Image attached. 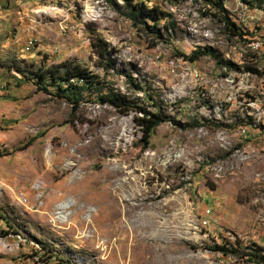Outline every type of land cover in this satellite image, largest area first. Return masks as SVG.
<instances>
[{
	"label": "rangeland",
	"instance_id": "374dc122",
	"mask_svg": "<svg viewBox=\"0 0 264 264\" xmlns=\"http://www.w3.org/2000/svg\"><path fill=\"white\" fill-rule=\"evenodd\" d=\"M143 1L159 37L122 0H0V264H264V139L240 129L264 133L263 58L238 36L264 0H221L234 35L211 2ZM64 63L96 79L75 99L37 77ZM138 106L165 115L145 147Z\"/></svg>",
	"mask_w": 264,
	"mask_h": 264
},
{
	"label": "trees",
	"instance_id": "16d2710c",
	"mask_svg": "<svg viewBox=\"0 0 264 264\" xmlns=\"http://www.w3.org/2000/svg\"><path fill=\"white\" fill-rule=\"evenodd\" d=\"M202 2H211L213 5L217 6L218 9L221 10V13L218 14V20L223 21L225 26L227 27V30L230 34L234 35L236 32V29L233 26V23L230 22L229 17L225 13V10L223 6L221 5V0H201ZM243 2H246V0H242ZM123 5L125 6L127 12H125V15L128 16L131 21L135 25H143L144 28L148 30L149 33L153 34L155 37H159L160 31L158 27L156 26L157 20L165 16L164 10L159 8L157 5L148 6L143 0L135 1V0H122ZM151 19L153 22L152 24L148 25L145 22V18ZM93 46L97 49L98 54L101 56H107L109 54V50L103 46V43L98 40V43L93 44ZM209 55L210 57H213L217 62L228 64L227 61H224L223 59L218 58L217 54H215L211 49H209L208 46H204V48L197 47L196 50L192 51L189 55H187V59L190 61H193L195 59H198L202 55ZM109 59V57H108ZM63 68L62 71L59 72L58 69H53L50 67H45L40 69L37 72V77L39 79H46L48 81L55 82V86L59 88L62 91L68 92L69 95L75 99L76 92L73 90V83L70 82V79H76L79 81H82V84L80 87H90L93 83L96 82L95 76L91 73H89L85 68L81 67L78 64H70V63H64L62 64ZM128 82L134 87V88H140V86L134 82V79L131 76H128ZM43 87V86H42ZM102 101H108L112 105H114L116 108L120 109V111H125L129 108V104H127L124 101H116L118 100V97L112 94V97L109 95L102 96ZM138 115H136L135 121L139 125V128L141 130L142 138L140 141L142 142V145L145 147L148 144V138L153 130V128L158 125L161 121L164 120L165 115L164 113L157 109L155 111H151L146 109L145 107L138 106L137 107ZM211 249H215L219 251L220 253L226 254L228 252H235L234 248H229L228 246L224 244L214 243L211 246H209ZM252 255H255L252 253ZM261 259L264 260V256H259Z\"/></svg>",
	"mask_w": 264,
	"mask_h": 264
},
{
	"label": "built area",
	"instance_id": "2783aa9c",
	"mask_svg": "<svg viewBox=\"0 0 264 264\" xmlns=\"http://www.w3.org/2000/svg\"><path fill=\"white\" fill-rule=\"evenodd\" d=\"M238 36H247L250 40L254 41V44L256 46H260V54L261 57L263 58V67H262V71H264V37L261 34H251V35H242V33H238ZM221 55V56H220ZM181 59L184 58V56L179 55ZM222 54H219V58L221 59ZM234 57V47H233V53H232V58ZM254 70V69H252ZM212 87V86H211ZM248 90H253L250 86H248ZM248 90H245V96L247 97V104H248ZM263 93L258 91V109H260V111H262V118H264L263 116V107H260V99ZM262 126V125H259ZM259 126H249L247 124H245V126H240L241 131H246V139L248 137H260V135L262 136V138L264 139V133H259ZM259 150V149H256Z\"/></svg>",
	"mask_w": 264,
	"mask_h": 264
},
{
	"label": "bare ground",
	"instance_id": "6f19581e",
	"mask_svg": "<svg viewBox=\"0 0 264 264\" xmlns=\"http://www.w3.org/2000/svg\"><path fill=\"white\" fill-rule=\"evenodd\" d=\"M256 115V117H255V120H256V122L257 121H260L261 123H263L264 124V118H262V111H258V113L257 114H255ZM263 116H264V108H263ZM251 118V117H250ZM68 202V201H67ZM67 202H61V203H59L58 205H57V208H59V209H62V208H64V207H66V206H68V203ZM58 216H61V217H63V215H58ZM112 217H113V215H111ZM118 221V220H117ZM148 227V226H147Z\"/></svg>",
	"mask_w": 264,
	"mask_h": 264
}]
</instances>
